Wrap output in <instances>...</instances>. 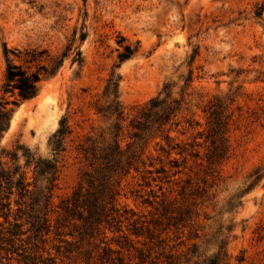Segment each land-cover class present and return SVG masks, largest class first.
<instances>
[{"label":"rangeland","instance_id":"374dc122","mask_svg":"<svg viewBox=\"0 0 264 264\" xmlns=\"http://www.w3.org/2000/svg\"><path fill=\"white\" fill-rule=\"evenodd\" d=\"M262 5L264 0H0V101H10L6 107L13 109L0 155L10 168L18 163L27 181L39 185L33 167H24V154L56 160L58 166L50 232L31 229V206L17 204L14 190L9 220L0 216V264H204L219 250L217 235L223 231L227 238L230 227L231 264H264ZM127 46L133 55L120 64L119 53ZM8 63L28 72L40 66L57 69L41 82L35 99L15 105L17 92L5 93L3 87ZM113 71L120 75L127 125L167 83L175 85L173 95L179 97L192 76L177 118L182 122L171 134L192 154L198 151V157L189 155L183 162L172 155L180 159L182 170L169 182L158 181L165 189L163 205L158 183L149 186L135 172L123 181L121 212L130 220L160 218L163 228L169 227L163 241L141 246L143 263L137 250L121 248L126 242L118 227L129 234L132 221L117 222L107 231L113 248L121 250L109 254L101 237L79 239L60 214L63 200L78 187L86 168L79 145L108 125L93 106ZM215 97L233 98L226 109L229 156L220 166L208 161L210 142L205 138L207 109ZM64 117L72 132L65 150L56 154L49 141ZM16 151L19 160L14 162L7 153ZM15 216L23 226L16 227ZM9 230L19 234L10 235ZM69 231L77 237H64Z\"/></svg>","mask_w":264,"mask_h":264},{"label":"trees","instance_id":"16d2710c","mask_svg":"<svg viewBox=\"0 0 264 264\" xmlns=\"http://www.w3.org/2000/svg\"><path fill=\"white\" fill-rule=\"evenodd\" d=\"M263 9L264 5L260 6L258 15H262ZM71 46L70 44L68 51L72 48ZM125 50L119 53L120 64L130 59L134 52L130 46H127ZM77 54L81 55V52L78 51ZM31 55L33 60L36 59L35 53ZM67 55L68 52L63 55L62 59L56 61L57 67L64 62ZM77 60L83 63L82 58H74V61ZM56 69V66L50 69L47 66H40L36 71L28 72L20 64L8 63L6 82L3 86L4 92H17L18 99L14 101L15 105L31 101L39 95L40 84L44 78L54 75ZM186 81L187 87L181 89L179 97L173 95L172 87L175 85L167 83L155 98L140 109L138 117L127 125L123 103L119 96L120 75L115 71L111 73L102 94L93 106L95 113L101 116L108 125L97 133L87 135L85 141L79 145L78 152L86 168L82 171L78 187L67 199L63 200L60 208L63 219L72 224L79 239L95 238L98 235L101 237V242L106 244L107 253H119L121 250L113 248L111 244L114 239H108L107 231L117 222L121 223L125 219L132 221L130 225L133 227L129 234L124 233L122 227H118L121 237L126 242L125 245H121V248L137 250L141 263L146 262L144 248L141 246L145 247L149 242L163 241L161 235L168 232L169 227L163 228L160 218L154 220L131 218L130 220L121 212L119 197L124 179L135 172L140 173L149 186L153 182L160 185L163 198L159 203L165 204V189L158 181L169 182L171 176L177 175L182 170L180 159L172 155H179L183 162H186L189 155L198 157V151L192 154L171 134L173 128H178L182 122L177 118L183 104H186V90L190 86L192 76H189ZM163 93L165 97H161ZM229 99L233 101V98L229 97H215L207 109L209 121L205 138L207 142H210L207 159L215 166H220L229 156L230 115L226 113L230 104ZM9 103L10 101L7 100L0 101V143L3 133L11 124L13 109L6 107ZM70 126L69 118L64 117L53 133L49 144L56 154L65 150L67 138L72 132ZM152 147L154 151H157V155L153 154ZM7 156H10L14 162L19 160L18 151L11 155L7 153ZM24 157L26 159L24 167H33V172L35 176H38L42 185H39V181L28 182L26 170H23L18 163L10 168L8 162H4L0 155V216L3 215L7 221L9 220L12 213L11 196L16 190L20 198V202L16 199L17 204L31 206L30 209L33 212L29 216L33 219L30 220L31 229L37 234H41L44 229L48 233L53 225L49 214L53 210L52 195L57 185V162L38 158L31 152H26ZM261 175L259 174L256 180L260 179ZM31 186L33 187L30 188ZM150 191L155 198H158L154 189ZM27 197L31 200L30 202L25 200ZM5 208L7 212L3 211ZM15 225L21 227L24 223H20V218L15 216ZM232 231V227L228 228L227 238H223V231H220L221 233L216 237L219 250L206 258L204 264H231L227 242L229 233ZM9 233L15 235L16 231L9 230ZM63 235L64 237L67 235L77 237L73 231ZM64 241L70 242L67 239ZM115 241L120 246L119 240Z\"/></svg>","mask_w":264,"mask_h":264}]
</instances>
